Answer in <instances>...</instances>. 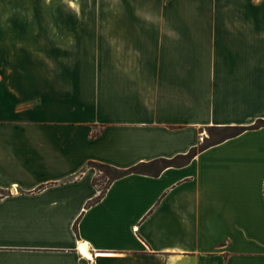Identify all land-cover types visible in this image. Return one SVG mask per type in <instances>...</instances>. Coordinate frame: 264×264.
I'll return each mask as SVG.
<instances>
[{"label": "crops", "instance_id": "1", "mask_svg": "<svg viewBox=\"0 0 264 264\" xmlns=\"http://www.w3.org/2000/svg\"><path fill=\"white\" fill-rule=\"evenodd\" d=\"M0 1V264H264V126L87 205L264 119V0Z\"/></svg>", "mask_w": 264, "mask_h": 264}, {"label": "trees", "instance_id": "2", "mask_svg": "<svg viewBox=\"0 0 264 264\" xmlns=\"http://www.w3.org/2000/svg\"><path fill=\"white\" fill-rule=\"evenodd\" d=\"M264 126V119L257 118L252 124L242 126V125H221V126H208L207 136L203 138V141L191 147L186 153L178 154L171 158H156L149 161H142L135 165L127 168H117L105 163L99 162H89V166L95 167L98 171L102 172V176L107 180L103 188H99V194L90 200L87 205L93 204L98 201L104 194L108 184L119 177L125 176L131 173L148 174L152 176L158 175L164 168L169 166H182L186 164L197 152L213 145L219 143L227 138L236 136L241 132L248 129H255ZM96 179V178H95ZM95 179L93 180L96 184ZM76 231V226L74 225Z\"/></svg>", "mask_w": 264, "mask_h": 264}, {"label": "rangeland", "instance_id": "3", "mask_svg": "<svg viewBox=\"0 0 264 264\" xmlns=\"http://www.w3.org/2000/svg\"><path fill=\"white\" fill-rule=\"evenodd\" d=\"M3 2V1H0ZM91 22H94L95 17H90ZM127 20L131 19V22H141V23H166V22H174V23H180L181 17L180 16H165V15H144L141 17L131 18L126 17ZM17 22V21H15ZM205 136H207V130H204ZM102 172H100V176L95 179L96 184L99 188H103L105 186L106 178L102 176Z\"/></svg>", "mask_w": 264, "mask_h": 264}, {"label": "bare ground", "instance_id": "4", "mask_svg": "<svg viewBox=\"0 0 264 264\" xmlns=\"http://www.w3.org/2000/svg\"><path fill=\"white\" fill-rule=\"evenodd\" d=\"M81 250H82L83 252L87 253V250L85 249L84 246H81Z\"/></svg>", "mask_w": 264, "mask_h": 264}]
</instances>
